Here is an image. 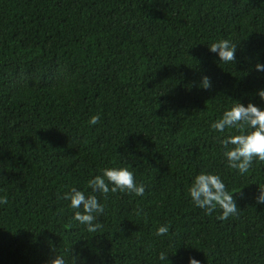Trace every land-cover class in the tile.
I'll use <instances>...</instances> for the list:
<instances>
[{"label":"trees","instance_id":"16d2710c","mask_svg":"<svg viewBox=\"0 0 264 264\" xmlns=\"http://www.w3.org/2000/svg\"><path fill=\"white\" fill-rule=\"evenodd\" d=\"M221 39L233 62L209 52ZM257 63L264 0H0V264H264V162L238 174L228 130L210 127L236 101L264 108ZM109 167L145 192L97 193L105 211L88 232L62 196ZM201 172L221 177L236 215L194 206Z\"/></svg>","mask_w":264,"mask_h":264},{"label":"clouds","instance_id":"9594fccd","mask_svg":"<svg viewBox=\"0 0 264 264\" xmlns=\"http://www.w3.org/2000/svg\"><path fill=\"white\" fill-rule=\"evenodd\" d=\"M208 50L215 53L221 63L233 62L236 59V44L228 39H221L208 44ZM256 70L264 72V63H257ZM199 87L209 89L210 78L205 75ZM256 95L264 101V88H259ZM100 120L99 115L90 117L88 123L95 126ZM213 131L221 134L228 130V134L221 139L220 143L224 149L223 156L227 166L243 175L249 171L254 160L264 162V108L249 102L245 106L236 101L230 108L210 125ZM234 130V131H233ZM90 189L91 191H88ZM135 194L142 196L145 192L143 183L137 182L133 171L127 167L102 168L99 174L90 176L85 190L72 187L65 192L62 198L69 201V207L74 210L72 219L86 227L88 232H95L99 228L98 217L104 213V205L99 202L97 193L107 198L111 193ZM194 206L203 209L206 214L211 215L217 208L221 214L217 219L223 221L237 214V203L234 195L230 193L221 177L210 172H201L193 178L187 189ZM257 204L264 205V185H258L257 195L254 197ZM7 203L6 197H0V204ZM141 214L140 212L137 213ZM169 232L167 224L157 227L155 235L163 236ZM166 252L161 251L158 255L160 261H168ZM77 257H72V264H76ZM47 264H66L62 255L54 254ZM86 264V262H83ZM187 264H202L194 256L188 257Z\"/></svg>","mask_w":264,"mask_h":264}]
</instances>
